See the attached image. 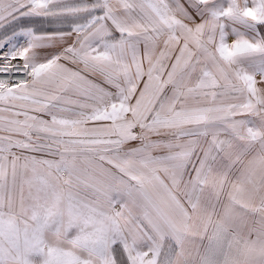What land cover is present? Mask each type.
Returning <instances> with one entry per match:
<instances>
[{"label":"snow or ice","instance_id":"6c2138e0","mask_svg":"<svg viewBox=\"0 0 264 264\" xmlns=\"http://www.w3.org/2000/svg\"><path fill=\"white\" fill-rule=\"evenodd\" d=\"M0 264H264V0H0Z\"/></svg>","mask_w":264,"mask_h":264}]
</instances>
